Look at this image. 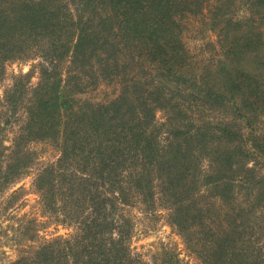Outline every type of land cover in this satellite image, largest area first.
Here are the masks:
<instances>
[{"label": "trees", "instance_id": "obj_1", "mask_svg": "<svg viewBox=\"0 0 264 264\" xmlns=\"http://www.w3.org/2000/svg\"><path fill=\"white\" fill-rule=\"evenodd\" d=\"M193 21L214 35L195 53ZM31 52L46 65L4 102L17 138L57 147L34 185L74 232L14 264H144L120 211L136 200L164 204L201 264H264V0H0V76ZM99 81L116 95L77 97Z\"/></svg>", "mask_w": 264, "mask_h": 264}, {"label": "rangeland", "instance_id": "obj_2", "mask_svg": "<svg viewBox=\"0 0 264 264\" xmlns=\"http://www.w3.org/2000/svg\"><path fill=\"white\" fill-rule=\"evenodd\" d=\"M239 0H234L235 5ZM244 8L235 11L237 16L246 14ZM196 22L187 24L184 32L186 46L197 52L204 41L213 40L211 31H196ZM40 65H46L39 52L19 58L4 60L0 76V264H14L20 258L31 259L34 252L55 237L67 238L74 228L56 222L42 199V193L34 185V178L58 157L57 147L47 140H21L17 138L23 119L21 106L10 108L4 102V94L11 87L16 75L29 73L25 87L37 81ZM115 82L99 81L91 89L77 97L91 102H106L116 95ZM162 112H155V120L161 121ZM21 159L16 170H5ZM121 213L130 223L128 245L130 252L144 264H167L170 254L179 264H201L176 231L169 226L164 204L156 202L148 209L143 203L133 201L124 205ZM57 218H60L58 216ZM172 260V258H171Z\"/></svg>", "mask_w": 264, "mask_h": 264}]
</instances>
